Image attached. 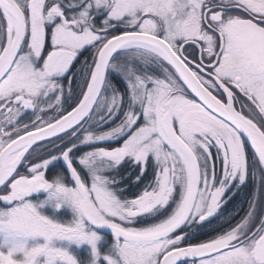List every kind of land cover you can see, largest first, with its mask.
<instances>
[{
	"label": "snow or ice",
	"instance_id": "obj_1",
	"mask_svg": "<svg viewBox=\"0 0 264 264\" xmlns=\"http://www.w3.org/2000/svg\"><path fill=\"white\" fill-rule=\"evenodd\" d=\"M0 264H264V0H0Z\"/></svg>",
	"mask_w": 264,
	"mask_h": 264
},
{
	"label": "water",
	"instance_id": "obj_2",
	"mask_svg": "<svg viewBox=\"0 0 264 264\" xmlns=\"http://www.w3.org/2000/svg\"><path fill=\"white\" fill-rule=\"evenodd\" d=\"M98 230L101 231V232L109 233L111 235L110 229H108L107 227L100 228Z\"/></svg>",
	"mask_w": 264,
	"mask_h": 264
},
{
	"label": "rangeland",
	"instance_id": "obj_3",
	"mask_svg": "<svg viewBox=\"0 0 264 264\" xmlns=\"http://www.w3.org/2000/svg\"><path fill=\"white\" fill-rule=\"evenodd\" d=\"M99 231V230H98ZM101 232V231H100ZM101 233H103V235L105 236V237H107L108 239H110L111 238V235L109 234V233H105V232H101ZM81 254H83V248L81 249Z\"/></svg>",
	"mask_w": 264,
	"mask_h": 264
}]
</instances>
